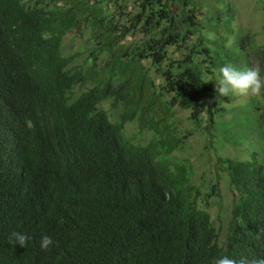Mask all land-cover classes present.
<instances>
[{
  "label": "trees",
  "instance_id": "1",
  "mask_svg": "<svg viewBox=\"0 0 264 264\" xmlns=\"http://www.w3.org/2000/svg\"><path fill=\"white\" fill-rule=\"evenodd\" d=\"M234 22L225 0H0V264L264 257V159L218 157L198 185L175 156L226 112L217 70L254 46L246 34L231 48ZM72 33L86 45L68 55ZM257 58L264 76V43ZM258 99L264 139V91ZM131 123L150 140L127 135ZM224 183L233 202L221 241L208 209Z\"/></svg>",
  "mask_w": 264,
  "mask_h": 264
},
{
  "label": "rangeland",
  "instance_id": "2",
  "mask_svg": "<svg viewBox=\"0 0 264 264\" xmlns=\"http://www.w3.org/2000/svg\"><path fill=\"white\" fill-rule=\"evenodd\" d=\"M235 8L234 31L229 45L231 48L237 47V40L246 34H251L254 38V46L248 47L250 53L240 54V60L232 64L238 68L244 66L258 65L257 51L264 43L262 33L264 27V0H225ZM86 45V39L69 34L64 40L65 54L72 55L82 51ZM239 55V54H238ZM176 58H181V53L175 54ZM259 96V95H258ZM258 96H240L230 94L224 104L226 112L219 117L218 128L209 133L203 129L195 132L190 137L185 149L177 152L175 156L188 159L193 165V177L196 184H210L212 182V171L218 157H236L240 160L251 158L252 153L258 154L260 160L264 159V139L258 133L259 127L256 123L254 111ZM106 108L110 105L105 104ZM175 117L182 122L183 131H195L194 126L189 121V111L183 106L175 107ZM257 117V116H256ZM223 133H225L223 135ZM126 134L131 136L136 142L146 143L150 140V134L141 133L136 123L127 125ZM222 196L220 200L209 201L211 207L208 209L220 233L221 241H226L227 220L232 208L233 197L231 192H227L225 183L222 184Z\"/></svg>",
  "mask_w": 264,
  "mask_h": 264
},
{
  "label": "clouds",
  "instance_id": "3",
  "mask_svg": "<svg viewBox=\"0 0 264 264\" xmlns=\"http://www.w3.org/2000/svg\"><path fill=\"white\" fill-rule=\"evenodd\" d=\"M219 76L215 80V93L217 99L228 97L230 94L240 96H258L264 91V76L261 75V69L258 65L244 66L238 68L232 64H226L218 68ZM30 239L26 234L13 231L9 240H14L16 244L22 247L27 246ZM50 236L44 235L41 238L40 245L42 250H48L53 244ZM212 264H264V257L261 258H241L236 260L227 255L215 258Z\"/></svg>",
  "mask_w": 264,
  "mask_h": 264
}]
</instances>
